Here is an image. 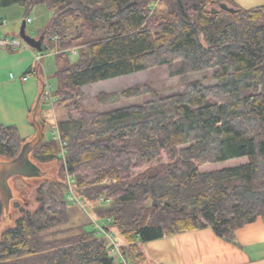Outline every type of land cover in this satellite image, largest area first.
<instances>
[{"label":"trees","instance_id":"16d2710c","mask_svg":"<svg viewBox=\"0 0 264 264\" xmlns=\"http://www.w3.org/2000/svg\"><path fill=\"white\" fill-rule=\"evenodd\" d=\"M15 6L27 22L36 7L53 13L45 45L65 62L52 95L67 112L58 121L66 156L53 136L31 154L38 165L62 161L58 178L41 182L38 208H21L16 226L3 232L0 264H114L96 230L63 229L72 219L68 175L97 218L111 219L104 226L119 232L124 256L135 252L132 264H145L140 245L151 241L210 228L238 245L241 229L264 222V7L0 0V9ZM72 52H80L76 62ZM165 66L179 91L147 83L100 94L102 104H119L104 112L85 108L83 87ZM206 73L211 85L192 79ZM25 143L16 126L0 121V160L16 158ZM5 210L0 193V221Z\"/></svg>","mask_w":264,"mask_h":264},{"label":"rangeland","instance_id":"374dc122","mask_svg":"<svg viewBox=\"0 0 264 264\" xmlns=\"http://www.w3.org/2000/svg\"><path fill=\"white\" fill-rule=\"evenodd\" d=\"M52 18L53 13L48 11L46 6L36 7L30 14L32 22H27V34L33 38L43 36ZM24 20H26L25 10L22 7L15 6L0 9V41L5 42V45L0 44V121L6 126H16L27 142L36 136L37 126L33 121V113L41 95L42 100L37 117L47 124L45 126V139L53 136L52 131L58 126V121L66 117L67 112L53 106L54 98L52 95L56 88V81L53 77L64 66L65 62L59 60L53 50L40 53L26 43L21 36ZM81 23V21H75L73 30L77 31ZM79 53L72 52L69 55V60L76 62L80 57ZM39 54L45 56L42 61L37 59ZM36 71H38V75L35 73ZM210 76L209 73L198 74L192 79L203 80L205 84L211 85L213 81ZM25 77H27V80H25ZM147 83H152L157 89L164 91L165 94L180 90L178 79H171L169 69L165 66L85 86L83 87L85 94L84 106L89 110L104 112L119 104H102L98 100L100 94L121 92L130 87ZM144 100L145 98L129 100L125 103H141ZM61 162L39 164L43 171L47 173L42 178L18 176L10 180L14 197L9 211L5 210L1 218L0 238L5 230L16 226V220L21 215V208L30 211H35L38 208L36 188L46 179L58 178ZM95 208L96 205L89 203H87L85 209L70 203L69 211L72 219L68 225L63 226V229L82 225L84 230L94 231V220L101 225H107L105 219L97 218L94 214ZM113 234L116 238L122 240L117 230L113 229ZM142 245H140L141 251L143 250ZM135 256V252L128 248L123 258L118 254L114 256V264H125V262L126 264H132Z\"/></svg>","mask_w":264,"mask_h":264},{"label":"crops","instance_id":"0c3cea01","mask_svg":"<svg viewBox=\"0 0 264 264\" xmlns=\"http://www.w3.org/2000/svg\"><path fill=\"white\" fill-rule=\"evenodd\" d=\"M233 1L245 9L264 7V0ZM238 243H228L208 228L148 242L142 251L145 264H264L262 220L241 229Z\"/></svg>","mask_w":264,"mask_h":264},{"label":"water","instance_id":"95a60500","mask_svg":"<svg viewBox=\"0 0 264 264\" xmlns=\"http://www.w3.org/2000/svg\"><path fill=\"white\" fill-rule=\"evenodd\" d=\"M222 7L224 9L230 10L226 5H223ZM21 36L28 45L37 49L40 53L48 50L47 46L45 45V33L39 38H33L27 34V20L23 21ZM41 100L42 95L40 96L36 109L33 113V121L37 126L36 136L28 140L23 145L20 154L16 158L12 160H0V193L7 212L10 209V204L14 197L13 189L10 185V180L12 178L18 176L24 178H42L47 174L37 163L31 159V154L43 143L46 136V123L37 117Z\"/></svg>","mask_w":264,"mask_h":264},{"label":"built area","instance_id":"2783aa9c","mask_svg":"<svg viewBox=\"0 0 264 264\" xmlns=\"http://www.w3.org/2000/svg\"><path fill=\"white\" fill-rule=\"evenodd\" d=\"M28 21L32 22V20H30V19ZM37 59L39 61H42L44 59V55L39 54ZM25 80H27V77H25ZM52 134H53V138L55 140H58L60 142L61 146L63 147V152H62L61 156L63 158H65V156H66V150L64 149L65 143L61 140L58 126L55 127V130L52 131ZM67 184H68V189H67L68 190V200L70 201V203H73V204L85 209L87 206V202L85 201V199H83L77 195V192L75 190V179L73 176L70 175L68 177ZM106 221H107V223H111V219H108ZM94 225H95L94 226L95 230L98 232L99 237L108 241L109 254L112 257H114L116 254H118L123 258L124 254L122 252V248L124 246V243L122 242V240H119L118 238L115 237V235L113 234V229H107L104 225L99 224L95 220H94ZM125 264H126V262H125Z\"/></svg>","mask_w":264,"mask_h":264}]
</instances>
